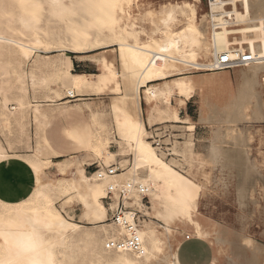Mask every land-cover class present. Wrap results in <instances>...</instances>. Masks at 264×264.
<instances>
[{
  "label": "bare ground",
  "instance_id": "6f19581e",
  "mask_svg": "<svg viewBox=\"0 0 264 264\" xmlns=\"http://www.w3.org/2000/svg\"><path fill=\"white\" fill-rule=\"evenodd\" d=\"M29 1L36 5L38 0ZM43 1L49 6L47 10L50 16H59L57 28L47 33L42 42L36 34L32 35V39L30 40L16 37L7 32V29L10 27V21L5 19V21H0V61L6 56L9 60L20 64V61H27L35 53L41 52L42 45H45V52L51 51L49 45L53 43L56 44L57 50L68 51L74 54L115 48L118 52L119 64L121 65L120 76L122 78V87L116 80L115 76L118 73L110 61H104L101 64L104 71L97 76L94 83L99 86V89L101 86L106 85V83L108 84V82L113 83L110 89L113 96L111 97L109 108L115 115L116 127L120 132L122 141L129 148L128 151L131 152L132 157L127 160L122 157L123 155H116L106 150L105 145L108 141V137H106V132H108L107 125L105 123L99 124L97 115H94V121L100 126L103 135L98 132L99 129L91 130V132L87 131L85 133L87 150L91 153V156L103 157L108 162L112 160L116 161V158L119 156L122 157L120 159V166L124 167L125 171L111 179L108 177L98 179L96 175L88 176L85 169L77 162L78 165L73 177L62 176L57 180H52L45 178L47 176L43 166L45 160L41 157L44 150L51 157L55 153L48 143L47 134H43V150L37 151L35 159L23 158L29 166V172L34 182V187L28 194L29 198L27 197V200L19 198V201H16L18 203L6 206L2 203L5 208L0 210V264H68L71 262L68 254L74 247L78 249L85 248L88 251L90 260L85 264H179L176 261V255L178 254H175L176 250H173L172 241H170V232H168L167 227H164L166 226L163 224L165 222L157 221L155 217H151L143 222L141 227L136 231L142 244L140 252L135 253L128 249L120 251L106 249L108 240L116 239L115 237L118 236L123 238L127 232L124 227H117L111 224L108 221L109 217L106 219L105 206L102 202L105 188L111 180L141 183L147 189L152 190L150 192L151 212L155 211L157 216L161 215L167 219H171L177 214H186L191 224L195 227V233L200 238L207 236L208 233L201 224L191 218L190 212L194 206L193 195L198 192L199 187L194 185L190 188L187 185V182L190 180H187L170 164L166 163L163 154H159L157 152L158 149L153 147L154 141L151 142L149 139L153 140L155 137L153 134L150 137L147 136V129L141 115V100H144L148 104L146 111L147 125L149 126L148 131L157 126L155 123L158 117H166V120L171 119L177 124L181 123L174 114H172L173 116H168V111L157 109L156 106L151 104L156 99L163 100L167 98L169 101L173 96H181L179 95L180 93L189 89V86H186L183 81L168 83L166 80L168 74L171 71H177L180 66L191 68L195 71L209 69L218 55L224 53L233 54L230 48L236 46L242 52H247L257 57L256 61L248 66L235 68L242 69L238 76V91L243 99L240 105L251 107L256 111L259 118L264 121V0H224L222 3L229 5V16L235 26L229 30L211 29L212 20L215 19L216 21V14L222 11L223 5L221 4L216 3L208 6L207 13L201 19H198L196 9V3L200 2V0L184 2L182 5H163L159 11L149 10L142 17V20L149 19L152 26L146 34L147 40L145 42H141L139 36L128 32L126 29L119 35L107 36L106 33H109L111 27L116 23L115 9L122 0H82L77 3H73L72 0H68L69 3H65V0ZM126 1L131 3V0ZM70 7L73 8L74 12L89 7L92 10V14L85 20L79 21L75 13L64 14ZM16 21L21 30L28 31L33 27L35 18L33 16L25 19L19 16ZM175 26H178V28L174 29L173 27ZM63 34L67 35L65 40L62 39ZM201 53L205 57L210 56L212 60L208 63H199L198 56ZM69 57L67 55V66L56 70L57 74L55 75H59V79H62L64 75H71ZM39 60L38 56L33 59L32 68L39 64ZM3 71L5 73V70ZM18 72L22 71L19 69ZM28 77L32 86L37 83L36 76L34 77L32 72ZM28 77L26 76V78ZM160 82L161 84H156ZM91 83V80L86 75L73 74V86L66 90L67 98H74L76 94H80ZM1 87L0 92L3 91ZM22 89L26 92L24 86ZM7 91L3 93L6 94ZM56 93L58 91L55 92V95ZM5 94L2 99L3 112H5L11 101ZM15 99L18 102V98ZM19 100L21 99L19 98ZM11 109L14 111L16 108L12 107ZM19 116L21 117V114ZM45 116H42L44 119L39 123V126L41 124L43 128L44 125L52 123L56 115ZM204 120H207V118ZM19 122L18 125H20ZM232 123L233 121H229L227 124L231 125ZM22 126L25 127V125ZM54 126L56 128V125ZM63 144L66 145L65 143ZM185 144L187 145V142ZM191 146H193V143H191ZM69 147L71 148V146ZM1 148L0 162L5 163L7 166L11 157L8 156L9 154H5ZM171 149H165L169 152L167 155L176 157L177 153ZM224 151L222 149L219 153L221 162L223 160L222 167L225 169L231 167L232 163L228 161L229 158L226 155L222 156V153H225ZM69 160L64 161L68 163ZM56 163L57 165H61L62 161H57ZM139 173H143V175L139 177ZM60 175H63V173ZM63 196L75 199L79 203L82 208L80 220L90 221L95 224L94 231H84L81 226L67 221L63 217L53 200L54 197ZM150 220L163 229L164 233H158L148 226V221ZM100 233L101 235L103 233L105 237H99ZM234 241L235 243L231 245L235 250L236 261L230 258L227 264H251L248 261V254L244 253L247 250L236 244V238ZM215 242L223 244L222 236L216 237ZM245 243V245L251 246L250 240H245ZM261 256L263 257L264 264V250H262Z\"/></svg>",
  "mask_w": 264,
  "mask_h": 264
},
{
  "label": "rangeland",
  "instance_id": "374dc122",
  "mask_svg": "<svg viewBox=\"0 0 264 264\" xmlns=\"http://www.w3.org/2000/svg\"><path fill=\"white\" fill-rule=\"evenodd\" d=\"M72 1L73 3H77L82 0ZM184 2L193 1L131 0V3H128L126 0H122L115 9L116 23L111 27L109 30L110 32L106 34L107 36L119 35L126 29L128 32L139 36L141 42H145L147 40L146 34L150 31L152 26L149 19L142 20L144 14L149 10L159 11L163 5H182ZM65 3H69L68 0H65ZM47 6L48 5L43 0H38L36 5L29 0H0V21L9 20L10 27L7 29V32L16 37L30 40L32 39V35L36 34L43 42L45 35L57 28L59 20V16H50L47 10L49 6ZM89 7L82 8L76 12L70 7L64 14L75 13L76 18L82 21L91 16L92 10ZM196 9L198 19H201V17L207 13L208 5L204 0H200V2L196 3ZM32 15L35 18L33 27L28 31L21 30L16 21L17 18L22 16L25 19H29L33 17ZM173 28L177 29L178 26ZM66 38L67 35L63 34L62 39L65 40ZM44 46L45 45L41 46V52L35 53L27 61H20V64H17L13 60H9L6 56L0 61V87L3 86L1 87L3 91L0 92V146L4 147L0 148L5 154H9L8 156L11 157L7 166L5 163L0 162V210L5 208L4 205L18 203L16 201H19V198H25V200L29 198L28 194L32 191L34 182L29 172V166L23 158L28 157L29 159H35L37 157V151L43 150V126L41 124L39 126V123L44 119V117H42L43 115L45 116L47 114H52L54 111H58V109H60L58 105L70 106L81 104L85 108L91 107V111L98 113V115L96 114L97 116H95L99 124L105 123L107 125L108 132H106V137H108V141L105 145L106 150L116 155H123L122 157L127 160L132 157L131 152L128 151L129 148H127L122 141L120 132L116 127L115 115L109 108L111 97L113 96L110 90L113 83L108 82V84L106 83V85L101 86L100 89L97 84H94L95 86L90 91L88 90V85L80 94L89 92L94 93V96L79 97L78 99L80 100L76 101L75 99L67 98L66 90L68 89V85H63V81L61 78L59 79V75H55L57 74L56 70L58 68L67 66V55L70 56L69 59L74 58L76 61L87 60L94 62L97 65L95 67L97 68V74H101L104 71L101 64L104 61H110L118 73L115 76L116 80L122 87V78L120 76L121 67H119L117 63L119 58L118 52L116 50L114 51L115 48L74 54L68 51L57 50L55 43L49 45L51 48V51H49L50 53L45 52ZM84 54H90L91 56L86 58L78 57V55ZM202 54L203 53L198 56L199 63H208L212 60L210 56L205 57ZM37 56L40 58V62L36 67L32 68V61L34 58H37ZM115 64L116 66H114ZM19 69L22 72L19 73ZM3 70H5V73ZM241 70L242 69L232 70L235 73V77L232 75L228 76V72L231 71L215 73L214 75L213 73H196L195 70L191 68H183L181 66L177 71H171L169 74L180 73L176 78L186 77V79H181L179 81H183L186 86H189L190 90H184L179 95H181L180 97L187 98L192 94L193 98L187 102V109L186 107H181L179 109V116L181 119H185L186 115H189L192 120H180L182 124H174L175 126L173 124L159 125L149 131L147 128L148 137L153 134V136L157 135L159 138L149 140L151 142L159 140L161 148L156 147L155 144L153 147L158 149L157 152L159 154H163L164 161L170 164L187 180L191 181L187 182L190 188L194 185L199 187L198 192L193 195L194 206L190 211L191 218L193 220L203 219L205 223H210L209 229L206 230L208 233L206 237L213 243L218 258V264H227L230 258L236 261L235 250L231 245L235 243V238L237 239L236 244L247 250V252L244 253L248 254V261H250L251 264H263L261 252L264 250V121L259 118L256 111L251 107L240 105L243 100L238 91V76ZM31 72L37 79V83L33 86L30 84L28 77ZM26 76L28 78H26ZM90 79H93L95 82L97 77L93 76ZM23 86L26 92L23 91ZM6 91L7 95L3 93ZM57 91L58 93L55 95ZM15 93L16 95H14ZM4 94L11 100L5 112H3L2 109ZM15 98H18L19 103L16 102L17 99ZM19 98L22 101L19 100ZM163 100L156 99L151 104L156 106L157 109L165 110V107L169 105L171 99L169 101L167 98ZM180 100V98L172 99V104L176 106L177 102H180ZM12 107L16 109L13 111L11 109ZM38 107L41 108L39 109ZM42 107L48 108L47 111L41 110ZM34 110L36 111L35 113ZM4 113L6 114L3 115ZM20 114L21 117L19 116ZM205 118H207V120H204ZM166 119V117H158L156 123ZM94 120L95 118L91 117L93 129H99L98 132L103 135L100 126H98ZM229 121H233V123L228 125L227 123ZM18 122L21 126L18 125ZM22 125H25V127ZM61 129L62 127L58 125L54 129L55 131L52 132L56 135H60L62 132ZM186 142L187 145L185 144ZM190 142L193 143V146H191ZM166 148H172L171 150L177 153L176 157L168 156L167 154L169 152L165 150ZM222 149L225 150L222 156L224 157V155H226V157L229 158L228 161L232 163L229 168L224 169L222 167L223 160L221 162L219 153ZM122 157L119 156L116 158V161L112 160L108 162L103 157L91 156V153L87 151L83 156L74 155L73 157L65 158L62 160L61 165H57V161L52 160L51 156L44 150L41 158L45 160L43 162L45 172L47 173L45 178L57 180L62 176L73 177L76 166L78 165L77 162H79L81 167L86 171V168L94 163H103L105 166L116 163L120 164V159ZM47 159L48 161H46ZM67 159H70L68 163L64 161ZM88 169L89 171L88 173L86 172V174L91 176L94 167ZM61 173H63V175H60ZM142 175L143 173H139V177ZM53 200L55 206L67 221L78 224L84 231L95 230V224L90 221L80 220L82 208L75 199H69L63 196L54 197ZM105 212V217L107 219L106 207ZM149 217H155L157 221H161L162 223L165 222L163 224L166 225L164 227H167L169 230L168 232H170V241L173 239L172 235H174V229H176L178 240H180V235L182 233H184V236H191L193 235L192 230H195V227L191 224L186 214H177L171 219H167L161 215L157 216L155 211L151 212L150 210ZM148 223L150 224H148V226L153 230L158 233H164V230L156 223H153L152 220L148 221ZM196 235L198 236L197 233ZM218 236H222L223 244H217L215 242V238ZM99 237L104 238L105 236H103V233L102 235L100 233ZM115 238L120 239L121 237L118 236ZM245 240H250L251 246L245 245ZM80 249L76 247L71 249L68 254L71 258V262L68 264H85L90 260L88 251L85 248ZM174 249L175 247L173 246V250Z\"/></svg>",
  "mask_w": 264,
  "mask_h": 264
},
{
  "label": "crops",
  "instance_id": "0c3cea01",
  "mask_svg": "<svg viewBox=\"0 0 264 264\" xmlns=\"http://www.w3.org/2000/svg\"><path fill=\"white\" fill-rule=\"evenodd\" d=\"M88 56H91V55L90 54L78 55L79 58H81V57L86 58ZM117 63L119 64L120 62L117 60ZM96 66L97 65L91 61H87V60L76 61V60H74V58L73 59L70 58L71 75H64L62 77L63 85L67 84L68 89H70L73 86V74H83V75H86L89 79L93 76L97 77L99 74L96 73L97 72V68H95ZM114 66H116V64ZM119 67H121L120 64H119ZM72 68H73V70H72ZM75 69H77V70H75ZM195 72H200V71H195ZM212 73L215 75V73H220V72H212ZM178 75H179L178 73L169 74L167 76V79H166L167 82L170 83L172 81L181 80L180 78H176ZM231 75L233 77H235V73L233 71L228 72V76H231ZM182 79H186V78H182ZM90 80L92 83H91V85H89L90 87L88 86L89 91L92 90V88L95 86L94 80L93 79H90ZM156 84H161V82L156 83ZM90 96H94V93L88 92V93H83V94H76L74 99L77 101V100H80V99H78L79 97H90ZM191 97L193 98V95H189L187 98L180 97V96H176V97L173 96L170 100V103H169L170 106L168 105L169 110L167 109V107H168L167 106V107H165L164 111H166V112L168 111L167 112L169 114L168 116H173L172 114H174V116L178 117L179 122H180V120H189V119L192 120V118L189 117V115H186L185 119L179 118L180 117L179 116V109L181 107H186V109H187V102H189L192 99ZM175 98L181 99L180 102H177L176 106H174L172 104V99H175ZM182 101L184 104L182 103ZM58 107H60V109H58V111H54L52 113V114L56 115L54 118V121H52V123H50V124H46V126L44 125V128L42 129L43 134L48 135V136L46 135V138L48 140V143H49L52 151L55 153V155H53V157H51L52 160L62 161L63 159L68 158V157H72L74 155L83 156L84 153H86L88 151L87 147H86V143H85V133L87 131L91 132V130L92 131L94 130L92 127L91 117H93L96 114L98 115V113L91 111L90 110L91 107L85 108L81 104H75V105H70V106L58 105ZM147 108H148V104L144 100H141L142 120L145 124V128L149 129V126L147 125V118H146L147 117V113H146ZM47 109L48 108L43 107V109H41V110L47 111ZM61 110H65V111H61ZM176 112H178V113H176ZM58 113H60V114H58ZM50 115L51 114H47L46 116L48 117ZM62 117H63V120H62ZM68 117H69V119H68ZM168 120H166L165 122L163 121L162 123L159 122V123H155V124L157 126L164 125V124H177V123L173 122L171 119H168ZM58 122H59V124H58ZM57 124L62 127V129H61L62 132L60 135H56L52 132V131H54V128H55L54 125H56V127H57L58 126ZM146 126H148V127H146ZM63 143H65L66 145H64ZM69 146H71V148ZM58 149H60V150H58ZM88 171H89V169L86 168L87 173H88ZM197 221L201 224V226L204 228L205 231L209 229L210 223H205V221L203 219H198ZM192 233H193V235H191L189 237H188V235L184 236V233H182L180 235V240H178L176 229H174V235H172L173 236L172 243H173V246L175 247V250H176L175 254H178V255H176L177 263H179V264H218V258L216 256V252H215V249L213 247V243L211 241H209V239L207 237H201V238L199 236L197 237L194 230H192Z\"/></svg>",
  "mask_w": 264,
  "mask_h": 264
},
{
  "label": "built area",
  "instance_id": "2783aa9c",
  "mask_svg": "<svg viewBox=\"0 0 264 264\" xmlns=\"http://www.w3.org/2000/svg\"><path fill=\"white\" fill-rule=\"evenodd\" d=\"M204 1L208 6L216 3L223 5L222 11L216 14V21L213 19L211 22L212 30H229L235 27L229 16V5L222 3L224 0ZM231 51L233 54L224 53L218 55L209 69L200 72L212 73L232 71L235 68L246 67L257 59V57L247 52H242L240 49L236 48V46L231 47ZM154 137V139H159L157 135ZM158 141L159 140H154V144L156 147L161 148ZM91 167H94L92 175H96L98 179H104L105 177L111 179L125 171L124 167H121L119 163L108 166H105L103 163H94L87 168ZM151 191V189H147L138 182L127 183L125 181L111 180L107 184L102 201L108 212V221L117 227H124L127 234L120 239L108 240L106 249L111 251L128 249L135 253L141 251L142 244L136 231L141 227L143 222L150 218Z\"/></svg>",
  "mask_w": 264,
  "mask_h": 264
}]
</instances>
